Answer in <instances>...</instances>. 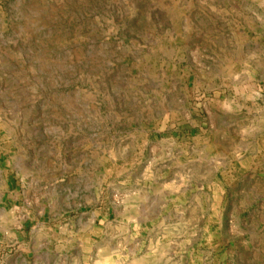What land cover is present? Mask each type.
<instances>
[{
  "label": "rangeland",
  "instance_id": "obj_1",
  "mask_svg": "<svg viewBox=\"0 0 264 264\" xmlns=\"http://www.w3.org/2000/svg\"><path fill=\"white\" fill-rule=\"evenodd\" d=\"M0 264H264V0H0Z\"/></svg>",
  "mask_w": 264,
  "mask_h": 264
}]
</instances>
